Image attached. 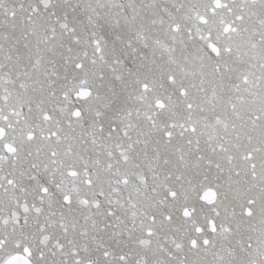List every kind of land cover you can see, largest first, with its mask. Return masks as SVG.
Listing matches in <instances>:
<instances>
[{"label": "snow or ice", "instance_id": "1", "mask_svg": "<svg viewBox=\"0 0 264 264\" xmlns=\"http://www.w3.org/2000/svg\"><path fill=\"white\" fill-rule=\"evenodd\" d=\"M0 264H264V0H0Z\"/></svg>", "mask_w": 264, "mask_h": 264}]
</instances>
